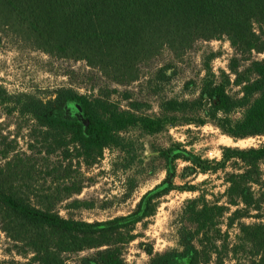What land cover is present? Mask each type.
Here are the masks:
<instances>
[{"label":"trees","instance_id":"trees-1","mask_svg":"<svg viewBox=\"0 0 264 264\" xmlns=\"http://www.w3.org/2000/svg\"><path fill=\"white\" fill-rule=\"evenodd\" d=\"M0 30L46 54L85 61L117 85L136 80L141 64L166 48L184 52L198 41L226 38L240 56L230 59L229 70L233 82L241 86V96L228 92L226 85L232 79L222 72L223 81L204 80L194 100H163L160 113L154 116L122 109L102 90L88 95L60 87L53 97L42 99L26 92L10 93L0 85V111L17 118L31 152H60L66 158L74 154L91 164L106 148L122 147L121 133L130 128L153 135L177 123L204 125L207 120L234 140L264 136V59L251 55L264 52V0H0ZM241 61L247 64L243 71ZM67 101L79 107L81 116L52 113L54 106ZM238 109L242 116L234 118ZM173 151L169 147L159 153L167 163L183 158L188 163L183 168L186 175L223 172L227 187L221 195L237 208L230 211L225 205H211L200 192L184 211L195 226L192 237L199 245L189 242L182 252L153 253L149 248L150 264H168L180 257H188V264H209L213 251L205 247L203 237L215 226V216L230 212L231 227L262 206L256 200L264 201V143L226 146L221 158L212 160ZM2 174L0 167V230L11 242L6 252L22 260L3 259L0 264H69L72 260L75 264H126L121 248L135 238L131 229L138 217L128 222L121 217L95 222L63 217L52 204L31 203ZM171 189L169 182L147 201ZM78 190L69 189L67 195ZM190 191L198 187L192 185ZM149 204L141 216L148 215ZM238 229L240 244H234L233 250L251 245L250 252L258 256L253 264H264V223L240 222ZM217 260L215 264H222L221 258Z\"/></svg>","mask_w":264,"mask_h":264},{"label":"rangeland","instance_id":"rangeland-1","mask_svg":"<svg viewBox=\"0 0 264 264\" xmlns=\"http://www.w3.org/2000/svg\"><path fill=\"white\" fill-rule=\"evenodd\" d=\"M251 55L264 59V52ZM234 56L240 58L226 38L198 41L184 52L166 48L157 57L141 64L136 80L117 85L85 61L46 54L0 30V85L10 93L26 92L42 99L53 97L60 87H71L88 95H97L102 90L122 109L154 116L160 113L163 100H194L201 83L204 80L223 81L222 72L232 79V83L226 85L228 92L241 96V86L233 82L229 70L230 59ZM246 65L241 61L239 70L243 71ZM52 113L81 116L79 107L68 101L54 106ZM241 116V109L233 113L234 118ZM26 134L18 127L15 116L0 111L2 179L19 187L31 203L52 204L53 210L63 217L87 222L118 217L128 222L138 217L131 229L135 238L121 248L126 264H150L151 255L146 251L149 248L153 253L182 252L189 242L199 245L197 238L192 237L195 226L186 219L184 211L188 210L190 199L200 192L211 205H225L230 211L237 208L221 195L227 187L223 172L186 175L183 168L188 163L183 158L167 163L160 149L173 147V153L188 156L192 152L212 160L220 159L226 146L248 148L264 143V136L234 140L210 120L204 125L177 123L153 135L133 127L121 133L122 147L106 148L97 160L87 164L74 154L66 158L60 152L52 155L31 152L27 149ZM262 168L264 170V166ZM232 169L229 166L227 170ZM169 182L172 183L171 191L147 201ZM192 185L197 186L198 191H190ZM69 189L79 190L67 195ZM256 201H261L260 209H251L249 217L238 219L231 227L228 226L230 212L226 210L223 215L215 216V226L203 237L205 247L213 251L209 264H215L218 258L222 259V264H253V259H258L250 252L251 245L241 246L237 252L233 250L234 244L239 243L238 223H264V201ZM146 203H150L149 213L141 216ZM10 244L0 230V260H22L19 255L6 252ZM187 260L188 257H180L168 264H188ZM69 264L75 263L72 260Z\"/></svg>","mask_w":264,"mask_h":264}]
</instances>
